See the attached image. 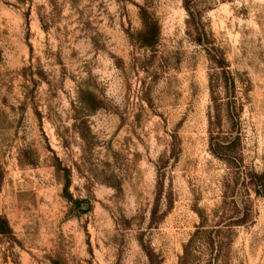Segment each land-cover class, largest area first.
Wrapping results in <instances>:
<instances>
[{"label": "rangeland", "instance_id": "374dc122", "mask_svg": "<svg viewBox=\"0 0 264 264\" xmlns=\"http://www.w3.org/2000/svg\"><path fill=\"white\" fill-rule=\"evenodd\" d=\"M0 264H264V0H0Z\"/></svg>", "mask_w": 264, "mask_h": 264}, {"label": "trees", "instance_id": "16d2710c", "mask_svg": "<svg viewBox=\"0 0 264 264\" xmlns=\"http://www.w3.org/2000/svg\"><path fill=\"white\" fill-rule=\"evenodd\" d=\"M6 229H7L6 221L0 219V233H5Z\"/></svg>", "mask_w": 264, "mask_h": 264}]
</instances>
